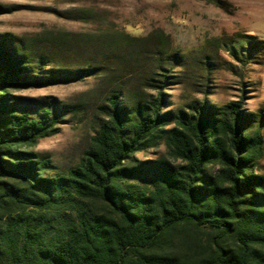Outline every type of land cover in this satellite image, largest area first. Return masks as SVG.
Instances as JSON below:
<instances>
[{
	"label": "trees",
	"instance_id": "obj_1",
	"mask_svg": "<svg viewBox=\"0 0 264 264\" xmlns=\"http://www.w3.org/2000/svg\"><path fill=\"white\" fill-rule=\"evenodd\" d=\"M46 66L0 35V264H264V114L241 96L169 127L161 92L132 111L114 94L82 161L53 174L33 149L58 106L35 118L13 95L63 80Z\"/></svg>",
	"mask_w": 264,
	"mask_h": 264
},
{
	"label": "rangeland",
	"instance_id": "obj_2",
	"mask_svg": "<svg viewBox=\"0 0 264 264\" xmlns=\"http://www.w3.org/2000/svg\"><path fill=\"white\" fill-rule=\"evenodd\" d=\"M4 34L63 79L13 93L31 117L58 106L57 133L33 149L53 174L82 161L114 94L132 111L161 92L169 127L203 103L215 109L241 96L248 112L264 114V0H0ZM165 156L162 143L135 157ZM256 171L264 174V158Z\"/></svg>",
	"mask_w": 264,
	"mask_h": 264
}]
</instances>
